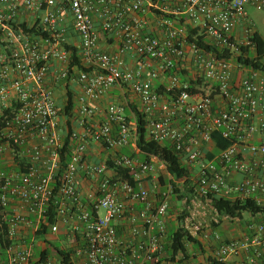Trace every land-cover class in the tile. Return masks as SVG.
Masks as SVG:
<instances>
[{
	"label": "built area",
	"instance_id": "built-area-1",
	"mask_svg": "<svg viewBox=\"0 0 264 264\" xmlns=\"http://www.w3.org/2000/svg\"><path fill=\"white\" fill-rule=\"evenodd\" d=\"M21 6L40 12L37 32L20 27ZM249 7L264 13V0H0V227L11 240L0 243V264H62L54 251L41 256L60 228L72 264H264V219L229 240L194 224L200 250L187 243L188 258L168 260L172 186L156 205L155 165L121 152L138 150L135 104L148 139L169 144L190 171L192 202L217 196L264 206V74L236 62L241 48L256 55ZM189 28L210 48L191 41ZM100 34L113 51L100 47ZM74 55L84 69L71 67ZM63 80L80 91L71 115L58 105L55 83ZM115 87L122 102L96 104ZM66 132L72 147L63 165ZM216 132L232 144L217 151ZM91 143L108 158L89 161ZM16 154L26 158L25 172L16 170ZM52 202L56 221L38 238ZM31 226L40 257L20 238Z\"/></svg>",
	"mask_w": 264,
	"mask_h": 264
},
{
	"label": "trees",
	"instance_id": "trees-1",
	"mask_svg": "<svg viewBox=\"0 0 264 264\" xmlns=\"http://www.w3.org/2000/svg\"><path fill=\"white\" fill-rule=\"evenodd\" d=\"M13 24H16L13 22ZM20 27L24 29L26 32H37L38 23H36L33 27L27 26L26 23H21ZM197 38V39H196ZM189 39L191 41L197 42V44L201 47H205L209 49L210 47L203 43V38L198 35V31L195 29L189 28ZM253 41L256 42V55L248 57V51L245 48H241V54L236 59L238 64L246 66L248 68H253L261 71L264 74V38L263 36L256 31L254 33ZM71 63V67L78 64L81 69H84L80 61L76 58ZM71 71V70H70ZM68 90V100L67 104L64 107H60V110L65 115H71L73 109L75 108V92L73 89L67 87ZM131 107L137 113V148L140 152L142 159L146 161H150L151 157H156L158 160L165 164L167 172L172 177L170 180L167 177H163L161 181V185L165 186L166 189L168 185L172 186V194L181 199L185 200V204L190 206L193 199V189L191 186L190 180V171L183 165L182 159L179 155L174 151V149L169 144H160L157 142L150 141L147 137V129H146V121L144 116L137 111V106L135 104H131ZM2 127V123H0V128ZM68 129L71 130V124H68ZM213 140L216 143L217 151L224 149L232 144L231 140L224 139L219 132L213 134ZM63 148L61 150V159L63 165H65L70 160L71 155V139L70 133L66 132L64 134ZM122 153H124L122 151ZM126 154V153H125ZM128 155L137 156L136 153L131 152ZM16 170L18 172H25L27 167L26 158L19 156L16 154L15 156ZM180 183L182 185H180ZM211 204L217 213L221 216H226L227 218L233 219H243L245 214H250L252 216H262L264 218V206L257 204L252 199H247L244 201H230L225 198L211 196ZM56 208L57 205L55 203H51L48 212L47 218L45 221L39 225L36 235L38 238L47 236L49 233V229L46 223H52L56 221ZM187 213V210H184ZM180 218H184V216H180ZM218 228V227H217ZM46 242L53 248L52 250L46 248L41 252V256L46 258L53 251L55 252V256L60 260L62 264H72L70 261V255L73 252L71 248L63 249L61 246L56 245L46 240ZM0 243L3 247L9 245L11 240L8 239L6 228L0 227ZM187 243H195L197 247H202L198 240H196L184 227H179L176 230H173L169 234L168 244L166 245V255L167 259L175 262L180 254H183L186 258H188L187 253ZM57 244V242H56ZM194 246V245H193ZM40 257V252H39ZM181 264H187L184 260H178ZM40 261L38 262V264Z\"/></svg>",
	"mask_w": 264,
	"mask_h": 264
},
{
	"label": "crops",
	"instance_id": "crops-1",
	"mask_svg": "<svg viewBox=\"0 0 264 264\" xmlns=\"http://www.w3.org/2000/svg\"><path fill=\"white\" fill-rule=\"evenodd\" d=\"M19 21L21 23H26L27 26L32 27L33 25H35L36 23H38L40 21V12L38 14H30L28 13L22 6L20 8V15L18 17ZM100 47L104 50V51H113L115 49V46L111 40L110 37L106 36L105 34H100ZM54 81L51 80V82ZM64 81V80H63ZM57 81L55 83V87H56V94L58 97V105L59 107H64L65 105L64 103V99L66 97H68V90L67 87L71 88L74 90L75 92V98L77 97V95L79 94V89L76 86H72V84H68V82L66 81ZM123 101V93L122 91L118 88L115 87L113 90H111V92L109 93V95L96 102V104L101 105V106H106L107 104L111 103V102H122ZM127 150L133 153H136L138 157L142 158L140 155L139 150H136L134 148H123L121 150V152L123 150ZM109 152L106 151V149H104L102 146L95 144V143H91L90 148L88 150V160L91 162H100L103 161L104 159L108 158ZM151 161L153 162V164L155 165V168L157 169L156 171V175L159 178V181L161 183L163 177L159 174L158 172V168H160L161 164L158 162V159L156 157H151ZM0 165L3 166V164L0 163ZM9 165V164H8ZM4 167V166H3ZM79 188H80V192L82 195V199L84 202L88 203L87 201V192L90 189V183L85 179V176L82 175L79 182H78ZM166 187L162 186L160 188H158L157 190L152 188V195L151 198L154 201V203L157 205L159 202V198L161 197V192L165 191ZM169 210H168V216H167V230H168V238H169V234H170V224L172 225V220L174 219V213H172L173 210L177 209V207L180 205L178 203V201H176L174 199L173 196H170L169 199ZM135 210H140L142 208L141 204H135L134 205ZM101 213V212H100ZM103 214V213H102ZM257 217V216H256ZM32 219L35 221V217H32ZM264 219V218H263ZM125 222L121 223V226L119 228V234L121 235H125L124 229H126L124 226ZM36 225V224H34ZM223 225L218 226L217 229H215L213 232L218 233V229L219 228H223ZM245 228V226H244ZM34 226H31L29 228H26L24 230L21 231L20 233V238L24 243L27 244H31L34 242L35 238H34ZM248 232L247 226L245 228L244 232H235L232 233L230 231L227 232V235H220L222 237V239H233V238H237L240 237L241 235H244ZM37 240V239H36ZM37 247V248H36ZM38 247H40V240H37L36 242H34V245H32L33 248V254L35 257H37L39 255L38 252ZM35 251V252H34ZM38 255H35L37 254Z\"/></svg>",
	"mask_w": 264,
	"mask_h": 264
},
{
	"label": "rangeland",
	"instance_id": "rangeland-1",
	"mask_svg": "<svg viewBox=\"0 0 264 264\" xmlns=\"http://www.w3.org/2000/svg\"><path fill=\"white\" fill-rule=\"evenodd\" d=\"M248 12L250 14V18L253 21V24L255 25V28L257 31L263 36L264 38V13L257 11L255 8L249 7ZM124 153L130 154V151L123 150ZM2 168L3 166L0 165ZM159 174L162 177H166V173L164 169H161L159 171ZM180 185H182L180 183ZM171 196L174 197L176 201L180 204L177 209L173 210L172 213L176 214L174 215V219L172 220V225L170 224V232L173 230H176L179 227H184L187 230H194L193 226L194 224L201 226V232H208L211 233L215 229H217L218 226L223 225V228L218 229V233L220 235H227V232L230 231L232 233L235 232H244L246 226H248L251 223L259 222L263 220L262 216H252L250 214H245L243 219H229L226 216H221L217 213V211L214 209L211 203H207L204 199H199L196 202H192L190 206L185 204V200H181L177 197H175L173 194ZM184 210H187V213H185ZM101 213H104L103 210H101ZM184 216V218H180V216ZM194 218V219H193ZM245 226V228H244ZM65 229L60 228L59 232L55 235H51L49 237V241L53 242L56 245H59L61 247L69 248V240L66 239ZM57 242V244H56ZM194 248L197 250H200L196 244H193ZM207 246V244H204ZM37 248V247H36ZM38 252L40 251V247H38ZM49 249L52 250L53 248L49 245ZM35 252V251H34ZM35 255H38L35 254Z\"/></svg>",
	"mask_w": 264,
	"mask_h": 264
}]
</instances>
